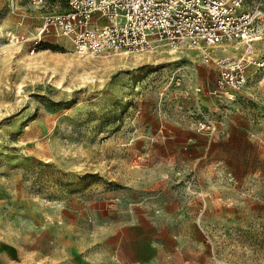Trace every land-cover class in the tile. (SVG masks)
Returning a JSON list of instances; mask_svg holds the SVG:
<instances>
[{
  "label": "rangeland",
  "instance_id": "374dc122",
  "mask_svg": "<svg viewBox=\"0 0 264 264\" xmlns=\"http://www.w3.org/2000/svg\"><path fill=\"white\" fill-rule=\"evenodd\" d=\"M67 6L0 0V264H264V36L232 101L196 50L42 31Z\"/></svg>",
  "mask_w": 264,
  "mask_h": 264
},
{
  "label": "built area",
  "instance_id": "2783aa9c",
  "mask_svg": "<svg viewBox=\"0 0 264 264\" xmlns=\"http://www.w3.org/2000/svg\"><path fill=\"white\" fill-rule=\"evenodd\" d=\"M246 1L68 0L65 11L46 15L42 31L56 30L80 54L143 52L162 45L196 50L219 68L218 93L235 101L248 83L246 61L253 43L264 36V11L246 8ZM229 43H245V55L212 54Z\"/></svg>",
  "mask_w": 264,
  "mask_h": 264
},
{
  "label": "crops",
  "instance_id": "0c3cea01",
  "mask_svg": "<svg viewBox=\"0 0 264 264\" xmlns=\"http://www.w3.org/2000/svg\"><path fill=\"white\" fill-rule=\"evenodd\" d=\"M182 248H184V247H179L180 250H182ZM176 258L178 259V255L176 256Z\"/></svg>",
  "mask_w": 264,
  "mask_h": 264
},
{
  "label": "bare ground",
  "instance_id": "6f19581e",
  "mask_svg": "<svg viewBox=\"0 0 264 264\" xmlns=\"http://www.w3.org/2000/svg\"><path fill=\"white\" fill-rule=\"evenodd\" d=\"M233 47V46H232ZM230 48V47H229ZM232 50V49H231Z\"/></svg>",
  "mask_w": 264,
  "mask_h": 264
}]
</instances>
